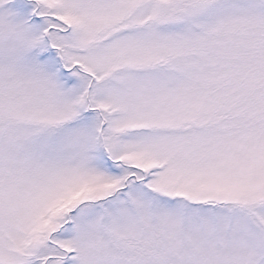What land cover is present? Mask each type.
Segmentation results:
<instances>
[{
  "label": "snow or ice",
  "instance_id": "1",
  "mask_svg": "<svg viewBox=\"0 0 264 264\" xmlns=\"http://www.w3.org/2000/svg\"><path fill=\"white\" fill-rule=\"evenodd\" d=\"M0 264H264V0H0Z\"/></svg>",
  "mask_w": 264,
  "mask_h": 264
}]
</instances>
